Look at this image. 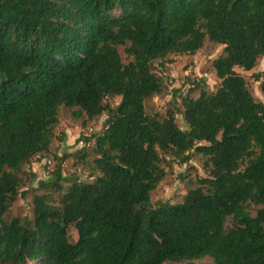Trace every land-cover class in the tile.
<instances>
[{
  "label": "trees",
  "instance_id": "trees-1",
  "mask_svg": "<svg viewBox=\"0 0 264 264\" xmlns=\"http://www.w3.org/2000/svg\"><path fill=\"white\" fill-rule=\"evenodd\" d=\"M207 39L224 45L217 91L183 98L187 129L173 113L149 115L146 100L165 88L153 63ZM263 56L264 0H0V264H264V102L237 71ZM62 106L108 114L94 137L101 174L74 181L59 205L35 196L33 219L7 220ZM194 152L209 175L182 202L153 205L164 156L188 163ZM62 166L47 187L62 191Z\"/></svg>",
  "mask_w": 264,
  "mask_h": 264
},
{
  "label": "rangeland",
  "instance_id": "rangeland-1",
  "mask_svg": "<svg viewBox=\"0 0 264 264\" xmlns=\"http://www.w3.org/2000/svg\"><path fill=\"white\" fill-rule=\"evenodd\" d=\"M224 50V45L207 39L204 46L195 54H171L165 59L156 60L153 63V71L162 79L164 91L146 100V111L149 115H157L160 119L175 115L178 125L187 129L183 114L182 100L185 96L199 97L202 90L215 92L220 86L221 79L213 69L212 63ZM120 52L125 63L133 60L125 47H120ZM247 81L249 89L255 98L264 102L261 91V81L257 75H264V56L261 57L257 66L250 70L237 68ZM106 102L116 107L121 102V97H110ZM78 108L62 106L59 113V123L55 125L54 137L50 149L36 156L33 161L26 164L20 176L22 179L19 195L13 203L7 220L19 217L23 221L34 218V198L37 195H45L52 205H59L61 196L66 192L74 181L93 182L101 173L95 170L96 139L95 135L103 133L106 129L108 114L104 113L94 119L86 115L76 116ZM85 138H90L89 141ZM165 157L167 174L155 190L151 193L153 205L159 203H180L185 195L199 186L198 181L209 174L204 165L207 157L193 153L188 163H181L172 156ZM63 159L62 191L55 187H47L53 173ZM262 206L249 205V211L256 215ZM233 223L230 218L227 226ZM78 232L71 229V238L78 240ZM213 259L204 257L196 260L169 261L166 264H212ZM29 264H36L29 262Z\"/></svg>",
  "mask_w": 264,
  "mask_h": 264
}]
</instances>
